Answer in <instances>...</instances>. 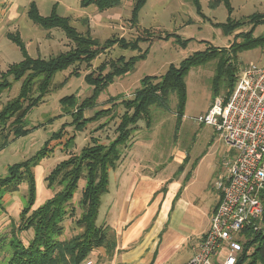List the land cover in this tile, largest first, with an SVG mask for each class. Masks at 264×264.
I'll return each instance as SVG.
<instances>
[{"label": "rangeland", "instance_id": "rangeland-1", "mask_svg": "<svg viewBox=\"0 0 264 264\" xmlns=\"http://www.w3.org/2000/svg\"><path fill=\"white\" fill-rule=\"evenodd\" d=\"M135 1L120 0L119 6L100 13L93 6L80 7V0H0V74L10 65L22 60L19 48L7 38L9 33L19 35L28 55L32 58L48 59L74 48V43L60 29L45 30L29 20L26 13L31 2L36 4L42 17L48 16L55 7L56 14L68 18L79 34L89 33L91 38L100 44L109 39L122 38L127 42L142 39L135 51L112 45L89 65H74L57 73L52 80L51 91L43 103L26 116L25 126L30 132L16 139L10 136L8 144L0 148V178H3L7 175L8 167L34 155L51 135L61 131L65 124L60 139L48 141L47 148H53L51 156L40 161L34 169L37 198L32 210L46 200L44 197L52 196L54 191L46 188L45 178L56 165L66 160L69 155L78 154L83 147L90 144L91 138L103 145L113 140L119 118L125 112L123 104L134 98L144 77L162 76L169 65L178 66L192 53L204 51L209 46L227 48L237 33L251 28V25H247L229 36H224L220 29L213 27V24L225 23L227 12L223 5L214 10L208 9L207 0H199L202 16L196 14L190 0H146L138 13V21L134 24L130 18ZM229 1L232 7L229 15L231 22H247L256 14L264 21V0ZM144 31L148 34H144ZM167 34L170 38L166 37ZM176 35L180 37V41L187 39L191 41L183 49L178 45ZM259 36H264V25L255 28L254 37ZM143 54L145 58L139 60L129 73L114 78L112 84L98 97L95 107L87 110L84 116L91 118L100 110L107 113L87 124L83 132L76 133L73 147H65L64 144L74 133V127L70 124L71 116L62 111L59 100L69 95H75L79 101L89 97L91 88L83 81L85 75L91 72L98 73L97 68L101 67L105 68L103 72L105 74L110 69L109 64L116 63L118 58L128 60ZM238 62L240 69L248 64L263 66L264 52L259 49L245 51L238 56ZM213 72L214 63L210 62L192 68L185 77L186 103L177 131L174 112L176 99L172 95L169 99V109L150 108L149 127L144 121H139L132 130L126 146L120 149L121 159L117 165L119 169L123 166L127 169L132 165L136 166L137 178L142 180V175L147 176L151 182L148 183L150 188H154L158 181L166 182L161 184V188L171 182L182 188L181 202L173 208L169 222L158 238L155 264H184L191 257L201 235L209 227L212 210L217 203L218 194L214 184L226 174L225 164L235 154L213 127L198 125L194 121L208 111L216 98L212 95L210 85ZM19 86L20 82L13 83L9 90L0 94V109L16 97ZM2 143L3 139L0 136V145ZM115 181V173L111 171L108 193L101 198L96 221L98 226L109 224L107 220L105 224L102 221V213L108 207L109 198L114 197ZM83 185L84 181L80 180L72 200L76 214L74 219L64 221L63 239H68L79 232L75 227V220L80 213L77 201ZM142 185V189L147 188V185ZM157 193L158 196L163 194L162 204L166 198V190ZM26 195L27 185L23 183L17 192L3 197L0 208V264H7L12 254L10 246L12 239L16 238L26 246L32 238L30 230L18 229L19 213L26 206ZM124 197L125 189L117 197L119 201L116 202L118 207L115 211L112 207L110 226L124 204ZM124 208L125 205L122 206V209ZM141 241L139 240L134 247ZM147 256L146 254L145 258ZM149 257L151 259V254ZM90 260L95 262L93 257Z\"/></svg>", "mask_w": 264, "mask_h": 264}, {"label": "trees", "instance_id": "trees-1", "mask_svg": "<svg viewBox=\"0 0 264 264\" xmlns=\"http://www.w3.org/2000/svg\"><path fill=\"white\" fill-rule=\"evenodd\" d=\"M146 0H136L131 11L130 21L137 23V16ZM198 16H202L199 0H190ZM208 9H217L223 5L227 12L225 23L213 24L220 29L224 36H229L240 28L251 25L245 32L237 33L227 48L207 47L204 51H196L180 62L178 66L169 65L164 75L159 77H144L140 81V88L136 90L134 98L125 102V112L119 118L115 129V137L107 145L100 144L91 138L89 145L81 151L71 154L63 160L45 178L46 188L53 190L50 198L41 205L31 209L36 201V183L34 169L45 158L53 153V148H47L48 141L59 140L64 132L53 133L43 147L30 158L8 167L7 175L0 178V208L3 197L19 190L21 184L26 183V206L19 213L20 231L32 232V238L25 246L14 238L10 242L11 256L7 264H83L91 259V253L105 250L106 255H112L116 243L113 230L96 224L101 198L108 192L109 175L114 171L121 159L120 149L128 143L132 130L139 121L150 125V108L169 109L170 96L174 95L176 124L175 130L180 127L185 103V77L192 68L214 63V72L210 81L213 97H228L234 90L236 79L242 70L239 68L238 56L249 50L259 49L264 52V36L254 37L255 28L264 25L259 15H252L247 22L233 23L229 20L232 7L229 0H207ZM80 7L93 6L98 12H104L119 6L120 0H80ZM27 17L36 26L42 29H60L66 37L74 43V48L66 53L58 54L48 59L32 58L28 55L25 46L18 34H7L20 50L22 60L10 65L0 74V94L9 90L13 83L20 82L15 98L5 103L0 109V136L3 143L0 148L8 144V138L16 139L27 135L26 116L43 103L50 93L54 76L74 65H89L98 55L112 45L124 50L135 51L142 39L125 41L124 39L106 40L100 44L92 39L89 33L79 34L71 25L70 20L58 16L55 7L51 13L42 17L37 6L31 2L27 9ZM144 34H148L144 31ZM170 38V35H166ZM178 45L185 48L191 39L181 40L175 36ZM145 54L124 60L122 57L116 63L109 64V71L103 74L105 68H97L98 73H89L84 76V83L91 88V94L85 99L78 100L75 95L64 96L59 105L65 114L71 116V126L74 133L65 147H73L76 133L83 132L87 124L105 115L107 111H96L91 118H85V112L95 107L100 94L112 84L114 78L129 73ZM76 74V73H73ZM11 78V80H10ZM63 131V132H62ZM5 133V134H4ZM186 159V158H185ZM187 160V159H186ZM181 168V167H180ZM179 168V169H180ZM80 180L84 181L77 207L80 209L75 227L79 231L68 239H63L64 221L74 219L76 207L72 204L74 194ZM58 188V190H55ZM179 198L177 193L172 201ZM262 227L257 231H246V241L242 245L235 264H264V215Z\"/></svg>", "mask_w": 264, "mask_h": 264}, {"label": "built area", "instance_id": "built-area-1", "mask_svg": "<svg viewBox=\"0 0 264 264\" xmlns=\"http://www.w3.org/2000/svg\"><path fill=\"white\" fill-rule=\"evenodd\" d=\"M194 121L213 127L235 154L214 184L208 230L186 264H235L245 232L259 230L264 215V65L244 66L232 93L216 97Z\"/></svg>", "mask_w": 264, "mask_h": 264}, {"label": "crops", "instance_id": "crops-1", "mask_svg": "<svg viewBox=\"0 0 264 264\" xmlns=\"http://www.w3.org/2000/svg\"><path fill=\"white\" fill-rule=\"evenodd\" d=\"M117 170L119 171L116 172ZM113 172L116 179L115 193L114 197L112 199L110 197L108 200V207L102 213V221L105 224L107 220V223L110 224L109 217L112 216L110 214L112 207L115 211V208L118 207L116 202L119 201L117 197L125 189L124 204H122V206L125 205V208L122 209L121 206L118 215L113 218V223L111 222L112 226L106 225L115 234L116 247L110 257L106 255L103 249H98L90 255L93 254L91 257L94 258L95 264H155L159 245L158 238L162 234L163 228L168 224L173 208L181 202L180 192L182 188H178V184L175 182L161 188V184H166V182L161 181H158L154 188H150L148 183L151 182H149L148 177L142 175L143 181L137 178V169L133 165L128 169L124 166L120 169L117 167ZM129 174L132 176L129 177ZM141 184H143L142 186L147 185V188L142 189ZM165 190L166 198L161 204L163 194L158 196L157 192L163 193ZM177 193L179 198L172 206V201ZM48 198L50 196L44 197V199ZM34 205H36V201ZM205 233L201 235L199 241ZM139 240L142 241L134 247ZM154 246L155 250L153 251ZM195 250L196 247L193 249L194 252L191 257L184 264L193 257ZM148 253L151 254V259ZM146 254L148 256L145 258Z\"/></svg>", "mask_w": 264, "mask_h": 264}]
</instances>
